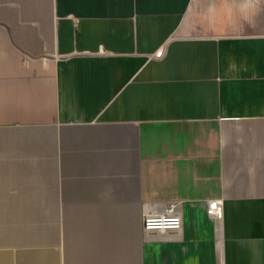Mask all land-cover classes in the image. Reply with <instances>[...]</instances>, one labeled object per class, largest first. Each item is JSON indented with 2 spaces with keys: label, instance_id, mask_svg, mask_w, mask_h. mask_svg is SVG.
Listing matches in <instances>:
<instances>
[{
  "label": "crops",
  "instance_id": "obj_1",
  "mask_svg": "<svg viewBox=\"0 0 264 264\" xmlns=\"http://www.w3.org/2000/svg\"><path fill=\"white\" fill-rule=\"evenodd\" d=\"M0 264H264V0H0Z\"/></svg>",
  "mask_w": 264,
  "mask_h": 264
},
{
  "label": "built area",
  "instance_id": "obj_2",
  "mask_svg": "<svg viewBox=\"0 0 264 264\" xmlns=\"http://www.w3.org/2000/svg\"><path fill=\"white\" fill-rule=\"evenodd\" d=\"M223 201L214 200L209 203L208 211L211 215L221 219ZM142 229L145 235L157 236L160 233L174 232L182 229L183 215L173 206L161 212L145 210Z\"/></svg>",
  "mask_w": 264,
  "mask_h": 264
}]
</instances>
